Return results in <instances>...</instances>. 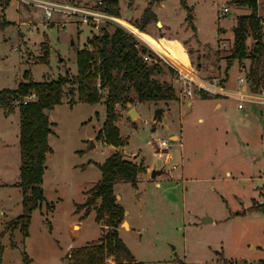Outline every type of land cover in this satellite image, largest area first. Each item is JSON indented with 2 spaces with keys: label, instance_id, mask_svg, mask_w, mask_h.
Returning <instances> with one entry per match:
<instances>
[{
  "label": "rangeland",
  "instance_id": "rangeland-1",
  "mask_svg": "<svg viewBox=\"0 0 264 264\" xmlns=\"http://www.w3.org/2000/svg\"><path fill=\"white\" fill-rule=\"evenodd\" d=\"M50 1L78 7L115 3L117 17L151 44L137 38L138 49L146 48L150 51L146 54L158 60L152 50L157 49L198 82L218 79L227 87L224 82L229 81L233 95L224 98L229 95L226 90L219 97L202 98L193 84L194 97H184L180 73L163 60H152L162 67L153 77L173 84L177 98L141 101L130 87L129 102L116 107L122 143L114 147L98 136L106 121L105 102L82 103L77 95L70 103L67 84L62 104L48 112L53 132L42 183L45 200L33 211L27 236L15 223L24 212L23 191L16 185L21 173L19 105L14 103L9 114L0 106L2 264H75L70 259L74 250L99 243L108 230L105 221L97 219L101 199L86 218L85 209L79 212L78 207L103 179L100 166L119 152L144 169L135 184L120 180L114 185L117 203L125 209L119 237L138 262L261 264L264 213L258 207H264V99L255 98H263L264 85L252 92L250 59L240 62L232 57L234 26L238 17L251 14V7L241 0H186L188 9L182 0H163L153 6L157 19L140 27L150 0ZM30 2L0 0V90L16 89L27 81V73L36 82L56 80L68 71L77 75V50H92L96 38L104 35L103 29L96 32L65 13L54 12L47 19L44 9ZM258 3L264 18V0ZM224 4L229 13L223 12ZM117 27L123 28L116 23L105 29L113 33ZM48 41L50 61L45 64L39 60ZM254 44L250 35L249 55ZM241 76L245 88L238 81ZM220 101L223 105L217 108ZM239 102L244 107L239 108ZM160 108L161 120L156 117ZM132 109L135 119L129 116ZM162 139L168 141L167 148L158 145ZM154 169L164 173L153 179ZM206 216L214 221L205 223ZM115 263L109 256L104 264Z\"/></svg>",
  "mask_w": 264,
  "mask_h": 264
},
{
  "label": "trees",
  "instance_id": "trees-1",
  "mask_svg": "<svg viewBox=\"0 0 264 264\" xmlns=\"http://www.w3.org/2000/svg\"><path fill=\"white\" fill-rule=\"evenodd\" d=\"M163 0H150L149 6L143 13L139 26L145 27L157 16L153 10L155 4ZM244 5L251 7V14L238 17L234 26L233 60L240 62L250 59L248 81L252 92L260 90L264 85V18L259 12L258 0H241ZM188 7L186 0H182ZM109 12L119 16V7L111 3ZM189 9V7H188ZM103 36L96 38V45L92 50L78 49V74L71 76L68 71L66 76L56 80L36 82L26 74L27 81L19 84L16 89L0 90V106L9 114L10 107L17 99L36 93L33 101L19 103L20 114V179L16 184L22 189V206L24 212L16 219L17 226L21 227L25 236L29 233L33 211L40 207L45 200L42 183L45 175V164L51 153L49 144L53 132L52 122L49 121L48 112L57 105L62 104L66 93L67 84L70 85V103L75 102L78 95L79 101L91 104H106V121L99 139L105 138L114 147L122 143L120 131L117 126L118 115L116 107L120 103H128L126 93L133 87L141 101H171L177 98L174 85L159 82L153 75L162 71L158 63L144 61L143 54L150 51L137 47V38L123 28L117 27L113 33L103 28ZM253 36L254 48L249 55L247 40ZM44 45L45 55L40 62L49 64L50 43ZM234 61L228 64L233 65ZM202 98L209 96L201 93ZM103 179L88 192L84 206H79L78 211L85 209L82 218L88 217L97 201L101 199V206L97 209V219L105 221V235L99 243L79 247L70 254V259L75 264H104L107 257L114 256L115 264H143L135 259L123 239L119 237V227L124 221L125 209L117 203L115 184L124 180L135 184L138 175L144 171L140 165L124 159L121 152L108 157L100 166ZM264 213V207H258ZM26 261L29 257L24 255ZM264 264V258L260 260ZM0 264L2 258L0 257Z\"/></svg>",
  "mask_w": 264,
  "mask_h": 264
},
{
  "label": "built area",
  "instance_id": "built-area-1",
  "mask_svg": "<svg viewBox=\"0 0 264 264\" xmlns=\"http://www.w3.org/2000/svg\"><path fill=\"white\" fill-rule=\"evenodd\" d=\"M19 1H22L25 3H31L30 0H19ZM33 1L37 2V5L44 9L45 16L47 19L52 17L54 12H60L63 14L65 13L67 16H73L77 18L78 19L77 23L89 25L96 32H99V30H102L103 28H108L109 26H113V24L117 23L118 25H122L123 29L126 30L128 33H131L138 39L141 38L142 40L145 41V43L149 47L151 46V44H149L147 39L144 38V36L139 31L130 27L126 23H124L119 17H117V15H114L111 12H109V6L105 4L103 1H100L98 4L94 6H90V7H78L70 3L61 4V3L53 2L50 0H33ZM223 6H224L223 12L229 13L230 12L229 6H227L226 4H224ZM137 47H139V42H137ZM152 50H155V52L157 53V58H159L158 59L159 61L160 60L165 61L167 64L175 68L177 72L180 73V80H182L185 83V88L181 90L182 96L184 97L194 96L195 90L193 89V84H197L196 86L197 93H199L200 95L202 91L206 92L208 95H213L216 97H219V95H224L226 93L224 85H222L221 82H218L219 81L218 79H212V81L203 80L202 82H198L196 79L192 78L187 72H184L181 68L176 66L174 63L167 60L157 49L154 48ZM143 57H144V61L148 63H151L152 60H154L149 54H143ZM158 60L155 59L154 61L158 62ZM238 81L241 82L243 88L246 87V84H244L246 81L244 80L242 76L238 78ZM243 88L242 90L245 91V89ZM262 95L264 96V91ZM239 97L237 98L240 99ZM259 97L260 95H257V98L255 99L260 101ZM35 98H36V93L33 92V94L29 96H26L23 98L21 97L17 99L15 103L19 105V103L23 101L24 104H26L29 101H33V99ZM246 100H252V99H245L244 101ZM239 107L242 108L243 103H239ZM158 145L164 149L169 146V143L165 139H162L160 140Z\"/></svg>",
  "mask_w": 264,
  "mask_h": 264
},
{
  "label": "water",
  "instance_id": "water-1",
  "mask_svg": "<svg viewBox=\"0 0 264 264\" xmlns=\"http://www.w3.org/2000/svg\"><path fill=\"white\" fill-rule=\"evenodd\" d=\"M161 112H162L161 108L157 110V112H156L157 119H160V120L163 119ZM136 114H137L136 110L132 109L129 113V116H130V118L135 119ZM162 173H164L163 169H154V171L152 172V178L154 179L157 175H160ZM204 221H205V223L206 222H213L214 219L211 216H206ZM126 223H127V221L124 222V224H126Z\"/></svg>",
  "mask_w": 264,
  "mask_h": 264
},
{
  "label": "crops",
  "instance_id": "crops-1",
  "mask_svg": "<svg viewBox=\"0 0 264 264\" xmlns=\"http://www.w3.org/2000/svg\"><path fill=\"white\" fill-rule=\"evenodd\" d=\"M228 83H229V81H225V82H224V84L227 86V87H224V88H225V90H227V91H226L227 94H229V95H227V96H224V98H226V97H232V96H230V95H233L232 91H230L229 88H228ZM235 92H236V91H235ZM234 94H235V93H234ZM193 97H194V96H193ZM193 97H191V98H193ZM233 97H235V96H233ZM262 97H263V98L259 97V98H260V101H263L264 96H262ZM239 100H240V99H239ZM162 102H163V101H162ZM239 103H240V102H239ZM188 104H189V105H193V101H189ZM215 105H216L217 108H220L223 104H222V102L220 101V102H217ZM1 107H2V106H1ZM238 107H239V104H238ZM243 107H244V106H243ZM2 108H3V107H2ZM2 108H1V109H2ZM239 108H240V107H239ZM3 110H4V109H3ZM3 113H4V116L7 117L6 114H5V111H3ZM200 121H203V119L201 118ZM175 134H176V136H177L178 138H181L180 134H178V133H176V132H175ZM171 137H173V135H171ZM74 222H75V224H74V226H75L76 223H77V221H74ZM79 225H80V227H81V224H79Z\"/></svg>",
  "mask_w": 264,
  "mask_h": 264
}]
</instances>
